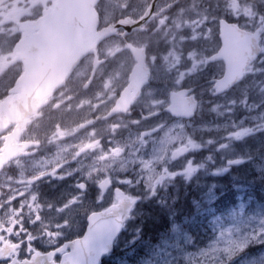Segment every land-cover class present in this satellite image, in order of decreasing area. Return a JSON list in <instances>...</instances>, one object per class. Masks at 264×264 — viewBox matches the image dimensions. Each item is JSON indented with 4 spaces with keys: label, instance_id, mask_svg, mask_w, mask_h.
<instances>
[{
    "label": "flooded vegetation",
    "instance_id": "obj_1",
    "mask_svg": "<svg viewBox=\"0 0 264 264\" xmlns=\"http://www.w3.org/2000/svg\"><path fill=\"white\" fill-rule=\"evenodd\" d=\"M40 3L42 0L0 1V26L6 28L7 25H10L15 30L10 43H7V38H4V35L0 33L1 50L11 53L16 48L17 41L22 35L21 23L33 21L43 13L44 9L38 6ZM122 11V14L116 16V21L125 19L133 24L134 21L141 18L139 16L143 15L145 9L142 10L140 4L131 1L122 7ZM146 21L141 25V28L130 31H128L129 25H127V27L119 29L115 36L100 43L94 51L82 59L64 84L49 94L43 100L41 107L25 120L18 144L13 148L15 155L0 165V198H5L4 204H0V209H2L1 206H5L2 215L8 214L6 223L0 226V247L5 243L9 244V249L5 252L6 257L0 261V264L7 263L13 258L31 257L36 251L50 253V260L60 261L63 255L71 250L70 247L65 248L64 246L85 233L90 223L89 217L118 202L117 189L119 188L139 198L138 203L133 207L132 216L135 215L139 206L142 207L139 186L137 187L133 182L129 183V180H133L128 177L130 172L132 173V170L129 171V169L134 164H130V168H126L125 172L117 171V166L112 167L109 171L99 170L92 175L89 172L90 180L87 179L86 173L92 166L99 165L105 160H113V162L116 161V163L112 162L114 165L118 164V160L128 156L134 145L146 157L151 156L150 152L156 140L164 141L162 138L165 133L162 132V129L166 125L177 120L184 124L188 121L173 116L167 109L170 104L169 95L155 105L152 98L155 85L154 77L149 79V82L142 87L138 97L125 110L115 111L119 98L131 82L129 75L136 63L130 43L143 49L147 64L152 75L154 74L151 45L140 40L142 35H145L150 29ZM154 28L160 29L158 26ZM112 40L114 43L110 44ZM263 41L264 36L262 45ZM263 58L264 54H261L254 63L248 66L244 74V81L251 78L249 74L255 76L257 70L261 72L264 70ZM17 59L14 58V63L21 66V62ZM82 64L88 65L90 74L86 77L74 76ZM254 67L258 69L252 72ZM119 71L123 74L119 75ZM17 79V76L0 78V101L10 99L16 94ZM183 87L185 85L178 83L172 88ZM195 93L198 95L197 92ZM76 102L79 104L76 105ZM71 115L73 119L70 117V125H73L71 126L74 128L73 134L79 140L67 142L69 146L68 154L66 153L68 172L65 175L56 171L49 174L51 181L60 180L61 182L63 179L66 187L70 188L68 191L70 197L67 200L64 196L63 198L57 196L48 208L53 209L59 204V211L65 213L66 210H69L73 214L69 217L58 213L60 216L49 215L42 218L39 214L42 211L40 210L42 204L39 196L30 197L26 188H18L24 179H20L19 184L13 183V179L30 171L31 168L28 164L37 165L42 162L51 154L52 148H54L53 157L57 155V149H60L59 138L68 137L66 133L61 132V128H63L61 124L66 122L64 117ZM154 118L161 119L164 123L154 127L149 126L148 130L143 128L144 123ZM17 122L10 121V124H7V127L0 132V153L9 134L18 124ZM133 129L139 132L137 135L142 136L136 143L130 141ZM82 130H85V133ZM186 142L181 140L165 142L168 144V153L171 156L167 160L171 165H178L186 159L188 153L177 159L172 157V153L185 145ZM197 149L199 148L195 150ZM195 150L192 149L189 153L192 154ZM49 159H51L50 156ZM174 169L176 170L171 172L174 175L183 174L182 169L176 166ZM31 180L35 181L36 179ZM39 180L42 179L39 178ZM26 182L28 181L26 180ZM56 186L57 184L54 185V187ZM169 191L171 192V188Z\"/></svg>",
    "mask_w": 264,
    "mask_h": 264
},
{
    "label": "rangeland",
    "instance_id": "obj_2",
    "mask_svg": "<svg viewBox=\"0 0 264 264\" xmlns=\"http://www.w3.org/2000/svg\"><path fill=\"white\" fill-rule=\"evenodd\" d=\"M134 1L140 5L143 4L142 9L148 8L153 2V0ZM106 2V7H103V11L100 13L103 23L110 22L122 11L121 7L129 1L106 0ZM181 2L183 1L162 0L159 2L158 0L146 21L149 30L153 27L166 25L164 29L167 31V37L160 39L148 33L140 38L144 42L150 40L149 43L153 44L152 55L155 58L153 68L156 84L152 96L154 100H152L155 105L159 104L162 99L167 97L171 89L170 86L179 81L181 85L197 89L199 97L211 105L208 107L207 103L203 101V107H206L200 110L194 120L190 119L185 124L177 120L166 125L162 129V132L165 133L162 138L164 141L156 140L150 152L151 156L146 157L134 145L128 156L118 160V164L114 165L113 163L116 161L113 162V160H105L99 165L92 166L86 173L87 179H91L90 173L92 175L99 170L109 171L112 167L117 166L119 171H123L130 164H134V175L137 178L135 182H142L149 190L157 191L159 185L164 181L163 178L170 174V168L186 167L187 174L199 171L200 162L196 159L199 157L198 151L188 155L178 165H171L167 160L171 158L167 142L177 140L188 142L191 138L195 143L202 144L200 139H211L214 138V135L216 142L224 141L220 145V152L223 147L228 146L233 138L244 141L245 147L250 151H247L248 156L243 159V163L254 176L264 178V70L261 72L257 70V67H254L252 72L257 70L255 76L251 77L249 74L251 77L249 80L231 87L225 96L217 99L215 103L210 102L213 100L212 95H215L213 80L224 70L222 59L213 60L211 58L212 54H215L221 46L218 31L220 18L224 16L233 18L235 22L249 29L255 28L257 24L264 28V0H197L199 5L193 2L191 8L184 10V13L171 14L170 9L175 8ZM54 3L55 0H42L38 6L41 9H47ZM11 27L10 25H7L6 28L0 26V33L4 35V38H7V43L11 42L15 33ZM113 43L112 40L110 44ZM18 56L19 49L17 48L13 49L11 53L0 49V78L5 79L16 74L18 70L16 67L19 66L14 63V58ZM262 60L264 61V58ZM89 74L88 65L82 64L74 76L86 77ZM118 74L122 75L123 72L119 71ZM75 104L78 105L79 102ZM66 108L68 107L66 106ZM70 117L73 119L72 115L64 117L66 122L61 124L63 125L61 132L66 133L68 137L59 138L60 149H57V155L53 157L54 148H52L51 154L42 162L37 165L28 164L31 170L13 179V183L16 184L20 183V179H24L25 182L23 181L18 188H26L30 197L39 196L42 204L40 208L42 211L39 214L42 218L49 215L60 216V214L70 217L73 214L69 210H66L65 213L59 211V204L53 209L48 208L53 204L55 197L63 198L64 196L67 200L70 197L68 193L70 188L66 187L63 179L61 182L60 180L54 182L49 178V174L54 171L64 175L68 172L66 153L69 146L67 142L79 140L73 134L74 128L71 127L73 125H70ZM163 123L164 121L161 119L154 118L144 123L143 128L148 130L149 126L154 127ZM82 132L85 133V130ZM138 133L133 129L130 141L136 143L142 137L137 135ZM231 155L235 156L236 154L233 152ZM52 158L55 159L52 160ZM218 172L220 171H215L216 174ZM33 178L36 180L32 181ZM55 184H57L56 187H54ZM59 184L60 186H58ZM212 198L211 196L210 199ZM4 200L5 198H0V204H4ZM1 207L0 215H2L5 206ZM254 208L249 209L244 200L238 206L231 207L226 214L216 216L212 219L211 230L206 232L205 236H207L201 244L174 245L175 248L171 250L170 247L157 242H147L142 246L132 247L130 250H133V253L124 252V257L129 260L120 256L117 258V262L118 264H264V205L256 204ZM138 213L143 214L144 210H138ZM7 219L8 214H3L0 217V226L4 225ZM42 223L45 224V222ZM252 238L262 239L261 241L255 240V244L260 242V245L254 252L245 248L246 241ZM126 241L130 243V237ZM131 242L132 244L137 243L134 239ZM133 256L134 260H131L130 257Z\"/></svg>",
    "mask_w": 264,
    "mask_h": 264
},
{
    "label": "water",
    "instance_id": "obj_3",
    "mask_svg": "<svg viewBox=\"0 0 264 264\" xmlns=\"http://www.w3.org/2000/svg\"><path fill=\"white\" fill-rule=\"evenodd\" d=\"M99 0H56L54 7L46 9L34 21L21 24L24 30L18 47L19 58L24 63V71L18 80L19 93L12 99L0 102V129L10 121H18L15 130L8 137L0 164L13 155L14 140L21 132L24 119L39 108L42 100L61 86L79 61L98 43L115 34L129 21L120 20L99 29ZM157 0H153L147 14L132 24L133 29L142 24L151 14ZM126 23V24H125ZM223 45L215 56L223 58L226 70L215 87L224 92L235 85L243 76L246 66L259 52L257 33L242 29L237 23L221 20ZM137 59L131 74L130 85L124 90L116 110L126 109L140 93L147 82L150 71L146 65V55L142 48L132 46ZM189 89L172 92L168 107L177 116L194 115L198 101L194 94L184 97ZM136 198L120 191V200L105 211L92 214L85 234L69 243L71 251L58 263H52L47 254L37 252L22 261L14 259L8 264H100L101 259L114 248V242L129 219ZM6 248L0 249V254ZM4 256L0 255V259Z\"/></svg>",
    "mask_w": 264,
    "mask_h": 264
},
{
    "label": "trees",
    "instance_id": "obj_4",
    "mask_svg": "<svg viewBox=\"0 0 264 264\" xmlns=\"http://www.w3.org/2000/svg\"><path fill=\"white\" fill-rule=\"evenodd\" d=\"M183 1L179 6L189 8L192 0ZM102 4L104 7L107 5L104 2ZM100 10L103 11V8ZM207 105L210 106L211 103ZM232 149L238 150L239 147ZM218 166L222 167L223 163L219 161L217 164L206 165L198 174L187 179L181 178L179 185L173 188L176 189L172 195L163 193L162 197L153 196L149 206L153 212L152 217L140 220V230L132 235L137 243L131 242L124 247L122 243L126 244L125 239L129 237L128 233L124 234L118 242L120 251L150 241L168 247L201 244L207 236L206 232L211 230L212 219L226 214L238 203L241 196L249 209H255L256 204L264 205L263 179L249 175L243 164L232 165L226 172L220 171L216 174L215 168ZM255 240L262 239L248 240L246 248L260 245V242L255 244Z\"/></svg>",
    "mask_w": 264,
    "mask_h": 264
},
{
    "label": "bare ground",
    "instance_id": "obj_5",
    "mask_svg": "<svg viewBox=\"0 0 264 264\" xmlns=\"http://www.w3.org/2000/svg\"><path fill=\"white\" fill-rule=\"evenodd\" d=\"M198 7V6H197Z\"/></svg>",
    "mask_w": 264,
    "mask_h": 264
}]
</instances>
